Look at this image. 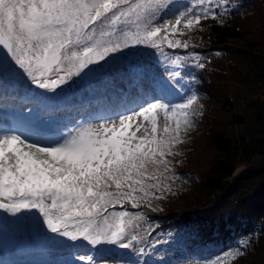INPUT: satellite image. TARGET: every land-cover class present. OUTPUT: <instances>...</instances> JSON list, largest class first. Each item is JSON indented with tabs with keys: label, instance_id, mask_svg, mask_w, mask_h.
I'll return each mask as SVG.
<instances>
[{
	"label": "snow or ice",
	"instance_id": "6c2138e0",
	"mask_svg": "<svg viewBox=\"0 0 264 264\" xmlns=\"http://www.w3.org/2000/svg\"><path fill=\"white\" fill-rule=\"evenodd\" d=\"M200 3L209 6L194 15L195 22L219 17L211 5L219 9L220 0ZM135 7L148 13L143 30L123 33L122 41L101 43L93 41L95 26L103 24L109 14L118 20L132 11L130 0H0V106L15 101L17 86L22 82L45 90L30 93L13 112L20 127L0 119V209L17 220L26 211L42 214L43 219L33 226L39 231L46 224L58 238L70 241L67 264H142L138 259H126L121 251L133 249L137 237H128L122 221L113 228L105 218V227H101L100 218L134 192L148 195L149 186L143 184L146 166L160 163L169 171L164 157L172 154L173 141L179 142L182 126L187 129L192 123L189 111L195 94L181 103L162 102L157 97L124 110L117 104L112 114L103 118V124L96 121V127L78 116L66 120L49 115L63 111L61 104L50 102L58 97L50 93L56 89L63 93L62 86L74 82L73 77L83 81L103 72L104 65L116 59L112 54L129 49L130 55H136L135 49L140 46L162 51L164 41L168 49L189 47L186 42L168 39L181 24L180 19L174 24L168 20L152 23L167 8L165 0H148L147 6ZM193 19L187 20L188 27ZM188 55L190 61L199 56ZM192 66L203 67L191 62L172 67L170 62L165 69L171 77L168 84L178 85L185 69ZM131 71L138 80L147 75L139 66ZM161 91L163 96L170 95L167 85ZM159 111L166 114V120L170 112L172 119L162 129L157 127ZM134 116H143L151 123L142 136L136 134L142 125L129 131ZM113 187L115 191L108 190ZM150 188L161 194L165 191L158 183ZM5 197L8 202H3ZM132 206L139 207L134 197ZM113 215L122 218L129 213ZM135 254L143 255L144 249Z\"/></svg>",
	"mask_w": 264,
	"mask_h": 264
},
{
	"label": "trees",
	"instance_id": "16d2710c",
	"mask_svg": "<svg viewBox=\"0 0 264 264\" xmlns=\"http://www.w3.org/2000/svg\"><path fill=\"white\" fill-rule=\"evenodd\" d=\"M223 1L226 8L214 9L220 13L217 19L202 18L197 23L193 16L188 18L193 19L191 27L188 19L181 20L168 37L189 47L168 49L163 44L166 56L149 57L152 66L144 69L143 79H136L130 70L106 72L88 87V95L70 92L60 100L59 90L49 94L58 96L50 102L63 109L49 115L66 120L78 116L102 124L117 104L124 110L157 97L181 103L196 95L189 111L191 125L182 126L179 142L173 141L172 154L164 157L172 160L179 185L144 197L136 207L153 225L148 244L156 252L172 253L162 261L144 255L146 264H264V0ZM176 10H168L161 21L174 24ZM191 53L199 54L195 61H190ZM170 62L172 67L189 62L203 67L186 68L184 78L174 85L168 84L171 77L165 70ZM164 85L170 95L163 96ZM37 91L45 90L19 84L15 101H6V114L11 105L18 111ZM159 114L158 129L172 123L170 112L167 120L163 111ZM143 119L134 116L129 131L142 125L136 131L142 136L144 128H151L150 121ZM14 126L20 127L18 119ZM120 204L134 208L128 198ZM8 238L0 240L1 248L16 260L19 251ZM123 253L126 259L134 256Z\"/></svg>",
	"mask_w": 264,
	"mask_h": 264
},
{
	"label": "rangeland",
	"instance_id": "374dc122",
	"mask_svg": "<svg viewBox=\"0 0 264 264\" xmlns=\"http://www.w3.org/2000/svg\"><path fill=\"white\" fill-rule=\"evenodd\" d=\"M165 2L167 4V8L160 14L158 20H154L152 22L153 24L159 23L162 16L170 9H178L174 14L176 19L185 20L200 12L202 7L209 6L207 4L202 6L200 0H165ZM130 3L133 5V10L130 12L126 11L125 16H121L120 19L116 20L111 14H109L108 19H106L103 24L95 26L93 41H99L101 43L108 40L116 41L117 39L122 41L123 33H132L138 28L141 31L143 30L146 23L145 17L148 13L145 11V8H136L135 6L138 4L147 6L148 0H130ZM225 5L226 1L220 0V8H226ZM127 7L128 6L126 5L125 9H127ZM211 7L216 9L215 4L211 5ZM138 12L140 13L139 18L137 17ZM118 14L119 13H117V15ZM168 39L171 38L168 37ZM163 44H167V41H164ZM121 47L123 49L122 43ZM135 51L137 52L136 55H130L129 49H123V54H112L116 57V59L109 60V63L104 65L103 72L98 73L94 77L83 81H81L80 77H73L74 82H70V85L62 86L64 89L63 93L61 92V89H56L59 90L60 100L65 99V95L70 92L78 93L77 96L90 94L91 91H88L90 89L88 87L96 82L98 78L106 72L125 74L129 70L131 71L130 66L136 67L139 65H142L141 68L144 70L152 66L148 60L149 57L161 58L166 56L164 49H162V51H158L140 46L135 49ZM69 67L71 68V71H76L74 66ZM6 107V105L0 106V119L7 121L14 126L13 123L17 121L16 116L13 115L14 109L9 110L6 114ZM147 115L150 116L151 113H148ZM159 115V112H157V121L159 120L158 118H160ZM158 123L159 122H157V124ZM100 124H102L101 121ZM92 126L96 127V121H92ZM164 159L168 162L167 166L169 171H165L164 165L160 163L149 164L146 166L143 184L149 186V188L146 189L148 195L157 193L161 194L160 191L150 188V186L155 183H158L165 189L163 193L167 192V189L169 188L173 191L175 187L179 185L180 176L178 173L174 172V167H172L171 164L172 160L170 158ZM133 197L136 201L140 202L146 196H143L139 191H137L132 193L131 196L125 197L123 200H126L127 198L130 199L132 200L133 205ZM5 202H8L7 199ZM121 202L122 200L120 203ZM120 205L121 204L111 207L108 211L103 213V217L100 218V226L105 227V218L107 225H110L113 228H115L122 221L128 237L130 238L133 235L137 237V241L133 242V249L121 250L122 252L127 251L134 255L133 258H130V260L135 261L138 259L142 262V264H146L143 262L144 255H150L159 261L172 256V253L170 252H156L153 246L150 243L148 244V236L150 231L153 229V225L145 221L144 215L140 210L126 206L121 208ZM119 211H127L129 215L122 218L113 215L114 212ZM41 219H43V215L38 214L37 210L26 211L25 214L17 220L11 213H5L2 209H0V240H3L4 238L6 239L10 236L8 239L13 241L19 251V255L17 257V261H19L18 263H14L13 260L10 259L8 252H4L0 253V264H67V261L70 259V252L67 249V244L70 243V241H68L67 238H58L56 234L51 233L50 230L47 229L46 224L40 228L39 231H37L36 227L33 225H37V221ZM157 240H154L153 242H156ZM140 249H144V254L137 256L135 253ZM181 264L202 263L196 261H186Z\"/></svg>",
	"mask_w": 264,
	"mask_h": 264
},
{
	"label": "water",
	"instance_id": "95a60500",
	"mask_svg": "<svg viewBox=\"0 0 264 264\" xmlns=\"http://www.w3.org/2000/svg\"><path fill=\"white\" fill-rule=\"evenodd\" d=\"M6 51V50H5ZM0 55H2V53H0Z\"/></svg>",
	"mask_w": 264,
	"mask_h": 264
}]
</instances>
